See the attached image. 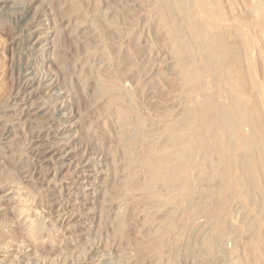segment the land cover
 Instances as JSON below:
<instances>
[{"label":"bare ground","instance_id":"6f19581e","mask_svg":"<svg viewBox=\"0 0 264 264\" xmlns=\"http://www.w3.org/2000/svg\"><path fill=\"white\" fill-rule=\"evenodd\" d=\"M7 1L0 0V8ZM153 2L157 4L155 19L162 27L163 40L168 45L173 60L171 66L175 73L171 77L172 80L165 83L169 86V99L172 97L171 100L175 102L176 107H173L174 104H170L172 107L166 106L163 113L159 112L155 115L156 123L151 126L148 124L146 110H143V104L141 103V106L138 99V93L142 91L141 87L145 88L149 81L139 79L141 80L140 83L138 82L141 90L139 92L136 85V89L134 87L136 81L133 84L134 89H131L132 87L124 80L123 72L128 68L125 71L122 68L123 72L117 69L118 72L103 79L101 90L104 94H108L107 108L112 107L116 111L126 130L131 125H136L146 135L141 145L143 150L138 152L142 153L141 156L137 157L130 175L122 181L124 193L117 194L119 198L122 196L123 199L131 202L133 208L142 207L141 219L137 221L139 226L136 228L135 223L131 224L135 230L137 229L138 234L134 238L127 237L128 232L125 233L123 224L119 222L120 225H115L112 236H115L120 244L130 237L129 241L128 239L125 241L128 242L129 250L137 251L139 256L143 254L147 257L146 253H149L148 256L152 255L161 262L169 259L171 253L175 262L183 247L192 241L191 244L194 243L196 246L203 244L206 253L212 255L219 249L224 250L226 254L227 251L228 254L232 252L231 256L236 252H242L245 255L244 259L246 257L251 261L250 264H264V0H240L239 5L235 0H154ZM28 5L30 7V4ZM237 6L243 9L244 15L236 12ZM50 11H40V8L39 11L36 10L37 13L31 20L33 23H30L24 33L23 43L27 44L25 47L30 49L32 54H34L33 49L44 50L41 44L43 38L47 36L38 33L44 25L38 23L42 19L46 22L53 21L54 16ZM17 66L11 98L18 105L16 110L18 120L46 111L50 113V119L55 122L51 123L50 127L60 126L62 130L60 137L55 135L52 138L46 131L48 136L44 139L41 136L30 137V151L36 150L40 157L48 156L47 154L55 156L62 162L70 159L71 163L68 166L64 164L60 168L61 172H67V178L78 182L77 186L75 185L77 189L74 191L75 194L80 193L79 189L89 193V183H97V181L87 176L86 171H94L95 178L98 179L97 169L102 163H94L96 157L91 156L89 146L80 144L74 147L69 126L62 125L64 117H68L70 113L68 106L50 103V94H56L57 90H60V80L48 72H39L34 62H20ZM161 73L163 74V71L158 70L154 78H152L154 74L150 77L153 79V84L150 80L152 85L149 86L153 101L162 98L159 87L163 78ZM125 74L129 76L128 72ZM146 74L148 73H145V77ZM138 75L135 80L139 78ZM130 78L128 79L132 81L134 77ZM163 80L165 81L166 78ZM42 93L50 97L43 98ZM113 112L111 111V114ZM149 122L151 124L152 121ZM50 127L47 126V130ZM2 131L4 140L8 141L15 134L16 127L4 128ZM137 133L139 135V132ZM160 137H163V141L156 140ZM128 151L131 153L132 149ZM103 156L100 157L104 158ZM2 180H0V211H5L8 218L13 219L12 223H20L26 230V235L23 233L26 236L24 247L22 244L16 245L17 241L13 242L15 244L10 243L11 241H6L5 244L2 241L5 245L0 247V254L2 252L8 254L7 264H108L114 260L113 257H109L113 256L111 253L104 252L96 261V255L100 254L103 245L98 242L85 249L81 256L69 261L68 258L62 261L41 258V251L47 249L49 239H52L50 243L55 244L58 240L56 237L58 235L55 234L65 230L63 225L66 222L71 223L69 227H75L71 225L76 224L72 222L76 208L73 207L70 196L53 195L54 198L44 202L43 193L36 195L32 202L24 203L22 194H18L16 190H7L2 185ZM91 192L98 193V190ZM17 201L24 204L17 208L14 206ZM100 218L102 216L99 220ZM185 239L190 240L186 243ZM63 240L62 238L61 241ZM25 242L23 241V244ZM192 246L188 248L186 245L188 249H193ZM61 249L67 250L69 247L65 245ZM52 252L51 254H54ZM31 256L34 258L33 261L28 259ZM234 259H237V262L241 260L238 261L237 256H234ZM146 260L145 263L141 261V264L152 263L151 260L147 262ZM133 261L134 259L130 262H137ZM156 261L152 264H156Z\"/></svg>","mask_w":264,"mask_h":264},{"label":"rangeland","instance_id":"374dc122","mask_svg":"<svg viewBox=\"0 0 264 264\" xmlns=\"http://www.w3.org/2000/svg\"><path fill=\"white\" fill-rule=\"evenodd\" d=\"M153 1L154 0H8L6 4L0 8V180L3 179L1 183L7 190H16L18 194L21 193L23 202L27 204L32 202L36 195L43 193L44 202L46 200H50L52 197L54 198L55 195L56 197H61L62 195V197L70 196L69 199L71 198V202L74 204L73 207L76 208L74 210L76 211L74 212L76 214L73 215L72 221L73 223L76 222V224L74 223L71 225H75V227H69L71 223L67 224L66 222V224L63 225L65 228L63 231L65 233L63 231H61L62 233L57 232L55 235H58L56 236L58 237V240L55 244L50 243L52 242V239H49L47 249L45 251H41L40 257L42 256L41 258L43 259L62 261L68 258L67 261H69L72 258L81 256L85 249L92 246L96 242L101 245L103 244L100 254L96 255V261L104 252L111 253L113 255L109 257H113L114 260L112 262H108V264H129L133 259L137 262L133 261L134 263L131 264H141V261L142 263H145L146 259V262L151 260L152 263H155L154 261L157 259L152 255L148 256L149 253H146L147 257L146 255L143 256V254L139 256L137 251L133 249L129 250L130 248L128 249V242L125 241L127 239V241H129L130 237L134 238L135 235L138 234L136 233L137 229L135 230V227L137 228V226H139L137 221L141 219L142 215L140 212L142 207L137 206L138 208H133L131 202L123 199L122 196L121 198L118 197V195L124 193L122 181L130 175V171L132 166L136 163L137 157L142 154H139L138 152L143 150L141 145L143 138H145L146 135L143 133L141 128L136 125H131L126 130L122 122L117 117L116 111L112 109V107L107 108L109 100L108 94H104L101 90L103 79H107L108 76H111L119 70L120 72H123V70L125 71V69L128 68V70L123 72L125 76L124 80L125 82L127 81L126 84L128 83V85L132 87H130L131 89H134L136 85L138 92L141 90L143 91H141L142 93H138V99L140 100L139 104L141 106L143 104V110H146L145 112L149 125H155V115L159 112L163 113V111H165L170 104H174L173 107H176L175 102L171 100L172 97L169 99L170 93L168 86L169 81L172 80L171 77H173V73H175V70L171 66V63L173 65V60L171 59L170 49L163 40L162 27L155 19L157 17L155 13V7L157 4ZM235 1L236 3L238 2L237 5H239L240 0ZM28 4H30V7H28ZM225 5L227 6L226 2ZM39 8L40 11L51 10L50 12L53 13L54 17L53 21L46 22L42 19V21L38 23L44 24L42 25L43 29L41 31L39 30L38 33L40 34L41 32L42 35L47 36V38L44 37L41 44V47H43L42 49L44 50L33 49L32 52H34V54H32L29 51L30 49L28 50L27 47H25L27 44L23 43L25 38L24 33L28 30L30 23H33L31 20L33 19L35 13H37L35 11H39ZM241 9L240 6H237L236 12L244 15V11ZM130 21L131 24H129ZM28 61H30V63L34 62L37 65L39 72H48L58 77L61 83V86H59L60 90H57L56 94H50L51 97L50 95L47 96V94L44 95V93L41 94V97H50L51 104H66L68 106V111L70 113L68 117H64L62 125L69 126L71 130L70 135L74 139V147H78L80 144L89 146L91 156L96 157L94 163H102V165L98 166L97 169V174L99 176L98 179L95 178L96 175L94 174V171H86L87 176L97 181V183H89V193L79 189L78 191L80 193L77 192L75 194L74 191L77 190L75 187L78 182H73V180L67 178V172H61L62 169L60 168H62L64 164L65 166H68L69 163H71L70 159L62 162V160L57 159L55 156L47 154L48 156L40 157L39 154L36 153V150L32 152L30 151V137L35 138L41 136L44 139L49 134L52 138L55 135L60 137L62 135V130L60 126L55 128L50 127V124L54 121L50 119V113L46 111H40V113L38 112L35 116L27 117L22 120H18L17 118L16 110L18 109V105L16 104V101L13 102L14 100L11 98V96L13 97L14 92L13 79L15 77V68L18 67L17 65H19L20 62ZM131 65L134 66L131 67ZM168 67L172 71L168 70ZM137 69H139L140 72ZM158 70L159 72L163 71V74L161 73V78H166V80L164 81L162 78L159 83L160 92L162 91V96L160 97L162 98H159L158 101L155 99L157 101L155 102V100L153 101L152 93H150L152 90L149 86L151 81L153 84L152 78H154L155 72L158 73ZM126 72H128L129 76L125 74ZM139 73H141V75ZM145 73H148L146 74L147 78L144 76ZM136 74L141 76L140 78L138 75V81L135 80V77L137 76ZM131 76L132 78L134 77V81H130ZM128 78H130V80ZM139 79L142 81H149L147 84L148 87H141V90H139L140 85L138 84L141 81ZM147 91H149L150 94ZM144 92L147 93L145 94ZM147 95L150 96L148 97ZM41 103L42 101H40L39 104ZM155 107L158 108L156 109ZM170 107L172 106L170 105ZM43 108L44 107H42V109ZM110 110L114 112L111 114ZM131 118L133 119V116ZM149 121H152L151 124ZM12 126L16 127L15 134L11 137V139L5 141L2 130ZM47 126L50 127L49 130H47ZM134 126L136 128H134ZM45 131L46 133L49 132L48 135ZM137 132H139V135ZM156 140L163 141V137L157 138ZM136 146L138 149H136ZM128 149H132V152L129 153ZM101 155H105L103 156L104 158H101ZM49 175L54 176H51V179H49ZM35 184H37L39 188L37 185L35 186ZM103 184L106 188H104ZM50 187L53 188L51 189ZM95 189L98 190V193L91 192ZM122 199L125 200V202ZM24 203L17 201L14 206L18 208ZM130 206L133 209H131ZM10 207L12 206L10 205ZM121 208L122 210L120 212ZM106 211L108 212L106 213ZM100 215L102 216V218H100V220L102 219L101 221L99 220V217H101ZM115 215L117 218H114L116 217ZM8 217L9 216L6 215L5 211H0V235L2 236L0 237V243L2 241L5 242V244L6 241L16 243L17 241L16 245L22 244L24 247L26 244L25 227L21 226L20 223H12L13 219L11 220V218ZM93 218L96 219L97 223ZM119 222L120 224H123L125 233L128 232L126 236H130L129 238H126V240L124 239L123 241L125 243L123 242L122 244L119 243V240L115 236H112L114 235L113 229L116 227L115 225H120ZM99 224L101 227H99ZM131 224L135 225V227L133 226L134 230L132 229L133 227ZM127 227L130 228L129 231L132 230V234L127 231ZM3 237H5L4 240ZM112 237H114V239ZM62 238L64 240L66 238L67 241L63 240L62 242ZM70 238L72 241H70ZM189 240L190 239L187 241ZM23 241L25 242L24 244ZM3 242L0 244V247L5 245ZM58 242L60 244H58ZM191 242L186 244L188 248H191V246L194 245V243L191 244ZM115 243H117L119 247ZM65 245L69 247V249H67L68 252L64 249L60 250V248ZM186 245L182 249L184 252L182 251L178 255L179 257H176L175 262L172 260L173 254L168 253L169 256L171 255L170 258L169 256L167 257L169 259H165L163 262L158 261L157 259L156 264H185L189 262L190 264L251 263L248 258L245 257L244 259L245 255L242 252H236L234 253L235 255L233 254V256H231L232 252L228 254L227 251L226 254L224 253V250L222 251V249H219L218 252H215V254L212 255L210 253H206V249L203 244H198L197 246L194 245L192 246L193 249H188ZM112 247L113 249H111ZM124 247H126V249H124ZM52 248H55L54 251ZM203 249H205V252ZM122 250H126L123 255L122 253L124 252H122ZM219 251H222L221 253L224 255L221 254V256ZM51 252L54 254H51ZM46 253H50V255ZM238 253H240V255H238ZM0 255V264H7L9 261L8 254L2 252ZM70 255L71 258H69ZM124 255L126 257H130L126 260ZM234 256L238 257V261L241 259V262H237V259L235 260ZM28 259H31L32 261L34 260L33 256Z\"/></svg>","mask_w":264,"mask_h":264}]
</instances>
